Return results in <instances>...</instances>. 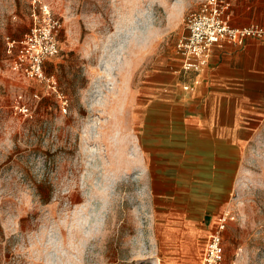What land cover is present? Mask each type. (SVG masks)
I'll return each mask as SVG.
<instances>
[{
	"label": "rangeland",
	"instance_id": "1",
	"mask_svg": "<svg viewBox=\"0 0 264 264\" xmlns=\"http://www.w3.org/2000/svg\"><path fill=\"white\" fill-rule=\"evenodd\" d=\"M39 2L61 24L44 69L65 112L6 49ZM199 3L0 0V264H200L223 212V264H264V120L220 211L196 209L192 196L160 202L143 166V90L154 76L182 75L175 45Z\"/></svg>",
	"mask_w": 264,
	"mask_h": 264
},
{
	"label": "crops",
	"instance_id": "2",
	"mask_svg": "<svg viewBox=\"0 0 264 264\" xmlns=\"http://www.w3.org/2000/svg\"><path fill=\"white\" fill-rule=\"evenodd\" d=\"M229 1L233 26H264V0ZM201 78L184 90L190 75L154 76L143 90L138 140L151 196H192L196 209L215 212L233 192L255 121L264 120V37L214 46Z\"/></svg>",
	"mask_w": 264,
	"mask_h": 264
},
{
	"label": "built area",
	"instance_id": "3",
	"mask_svg": "<svg viewBox=\"0 0 264 264\" xmlns=\"http://www.w3.org/2000/svg\"><path fill=\"white\" fill-rule=\"evenodd\" d=\"M35 1V0H34ZM32 22L21 38L5 37L6 49L12 54L14 68L25 78L45 81L48 88L60 100V108L66 111L68 99L57 89L53 75H47L45 62L59 52L58 32L60 22L51 13L48 4L39 2L31 11ZM187 32L175 45L180 59V72L192 80L183 85L185 90L201 82V74L209 64L212 48L230 42L243 44L247 37H264V26L252 24L235 27L231 24L229 0H200L185 21ZM34 97H38L34 94ZM14 108L29 114V107L17 101ZM229 212L220 214L217 224L207 236L200 264H223V231Z\"/></svg>",
	"mask_w": 264,
	"mask_h": 264
}]
</instances>
